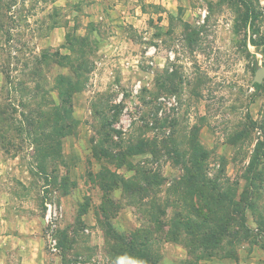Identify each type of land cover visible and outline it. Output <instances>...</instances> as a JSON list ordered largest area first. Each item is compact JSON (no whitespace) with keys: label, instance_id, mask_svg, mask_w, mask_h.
Instances as JSON below:
<instances>
[{"label":"rangeland","instance_id":"obj_1","mask_svg":"<svg viewBox=\"0 0 264 264\" xmlns=\"http://www.w3.org/2000/svg\"><path fill=\"white\" fill-rule=\"evenodd\" d=\"M262 71L264 0H0V264H264Z\"/></svg>","mask_w":264,"mask_h":264},{"label":"trees","instance_id":"obj_2","mask_svg":"<svg viewBox=\"0 0 264 264\" xmlns=\"http://www.w3.org/2000/svg\"><path fill=\"white\" fill-rule=\"evenodd\" d=\"M245 4H246L247 8L249 9V11H251V13H252L254 11L253 8H251L252 5L250 3L248 4L246 2H245ZM68 84H71V83H68ZM256 87L258 89H260L262 87V85L260 83H256ZM60 95H61V98H62V107L60 108V111H61L60 113H64V115L65 114L67 115L71 111V104H70L71 94L69 93V91L68 92L60 91ZM30 117H31V115H29V118ZM29 122H30V124H29L30 126L33 125V123H31L30 119H29ZM185 171H186L185 175L189 178V180L192 179V178L195 179L196 171H195L194 168L185 166ZM195 182H196V179L194 180V183ZM191 183H193V182H191ZM197 213H198V211H197ZM177 215H179V218H180V216H182L183 214H182V212H177ZM197 215H198V217L200 219H205V216H203L201 213H198ZM177 220L179 221L180 225H182V224H185V220L186 219L180 218V219H177ZM155 230L156 229L154 228V226L151 225L149 231L150 232H154ZM142 232H144V234L145 233L146 234L149 233L146 229H144ZM214 232L218 233V231L217 232L214 231ZM139 236H140V234H135V235H132L131 237H129L128 238L129 239L128 243L125 244V246L118 247V246L114 245L113 248L115 249V252L124 253V255H125V253H127L129 251H132V254L137 256V258H139L140 256L143 257L142 256L143 253L142 252L139 253V251L136 249V248H138V245L140 244V242L138 241V237ZM116 240L118 242H123L122 238H120L119 236H117ZM146 259H150V257L148 255H146ZM139 264H143V263H141L139 261Z\"/></svg>","mask_w":264,"mask_h":264},{"label":"built area","instance_id":"obj_3","mask_svg":"<svg viewBox=\"0 0 264 264\" xmlns=\"http://www.w3.org/2000/svg\"><path fill=\"white\" fill-rule=\"evenodd\" d=\"M46 207H47V210H46L45 220L49 225L54 226L55 225L54 222L58 216L57 206L53 204L52 202H47ZM51 242H52L51 244L52 250L54 252H57L58 246H57L56 239L51 240Z\"/></svg>","mask_w":264,"mask_h":264},{"label":"water","instance_id":"obj_4","mask_svg":"<svg viewBox=\"0 0 264 264\" xmlns=\"http://www.w3.org/2000/svg\"><path fill=\"white\" fill-rule=\"evenodd\" d=\"M263 80H264V72L262 71L259 73V75L257 77V82L262 83Z\"/></svg>","mask_w":264,"mask_h":264}]
</instances>
